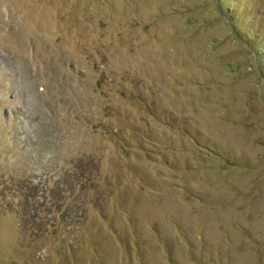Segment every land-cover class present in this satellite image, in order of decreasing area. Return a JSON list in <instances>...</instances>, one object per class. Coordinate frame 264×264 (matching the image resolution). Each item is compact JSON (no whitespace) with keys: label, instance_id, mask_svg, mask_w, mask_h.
I'll use <instances>...</instances> for the list:
<instances>
[{"label":"rangeland","instance_id":"obj_1","mask_svg":"<svg viewBox=\"0 0 264 264\" xmlns=\"http://www.w3.org/2000/svg\"><path fill=\"white\" fill-rule=\"evenodd\" d=\"M0 264H264V0H0Z\"/></svg>","mask_w":264,"mask_h":264},{"label":"trees","instance_id":"obj_2","mask_svg":"<svg viewBox=\"0 0 264 264\" xmlns=\"http://www.w3.org/2000/svg\"><path fill=\"white\" fill-rule=\"evenodd\" d=\"M121 146H122L121 148L125 150L124 145ZM85 173L86 170L82 172V175ZM69 174H70L69 177H62L61 175L59 176V179L54 183L56 185L55 189L50 190L48 188V182H46L45 185L40 186V188L38 184L33 186V188L36 191V193L34 194V196L37 197V199L35 197L36 203L38 204L41 203V205L46 208H51V207L55 208L60 222H67L66 228L68 227L73 228L74 224L83 221L85 217L87 218V216H85L84 213L88 212V209L83 206L80 210L79 209L75 210L76 208L75 204L77 205V203L70 205L67 203V200H69L70 198H74L70 200V202H73L75 200L74 195H78L81 192H85L87 188H90L89 183L87 184L86 182L89 181V177H91V173H89L84 178V180L79 179V177H77L76 179H71L72 176H78L76 170H74L72 173ZM77 191L80 192L77 194ZM13 192L16 193V190H14ZM37 194H41V195L37 196ZM49 197L55 198L56 201L53 203V205L46 206ZM29 203L30 200L26 198V204L29 205ZM42 212L36 211V213H41V214ZM31 213L34 212L29 210L27 215L22 213L21 214L22 216L26 215L27 218L28 216H30ZM41 224H42L41 226H45L46 231L50 228L47 225V222L45 221H42ZM28 227L30 229L31 225H28ZM52 230H56L57 233V227Z\"/></svg>","mask_w":264,"mask_h":264}]
</instances>
